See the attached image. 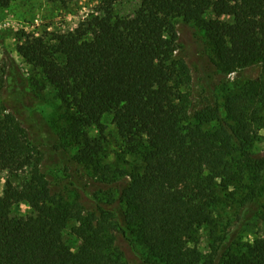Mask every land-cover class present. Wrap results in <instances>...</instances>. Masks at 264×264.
Wrapping results in <instances>:
<instances>
[{
	"label": "trees",
	"instance_id": "1",
	"mask_svg": "<svg viewBox=\"0 0 264 264\" xmlns=\"http://www.w3.org/2000/svg\"><path fill=\"white\" fill-rule=\"evenodd\" d=\"M112 6L105 0L74 30L16 48L36 76L10 71L1 85L0 172L19 182L7 179L0 195V264H125L112 252L116 231L141 250V264H264V238L232 248L214 234L220 191L246 189L249 205L264 191V159L248 152L264 83L228 90L223 115L215 103L189 108L191 75L175 30L181 20L204 32L218 76L264 65V0H139L127 17ZM28 85L50 89L66 123L53 139L59 163L52 166L20 109ZM112 142L122 166L115 169L104 163ZM61 163L65 173L75 164L113 186L119 207L87 211L70 200L63 182L46 173ZM18 205L32 213L13 222L9 212ZM72 223L76 250L64 240ZM203 227L216 245L206 263L183 246Z\"/></svg>",
	"mask_w": 264,
	"mask_h": 264
},
{
	"label": "rangeland",
	"instance_id": "2",
	"mask_svg": "<svg viewBox=\"0 0 264 264\" xmlns=\"http://www.w3.org/2000/svg\"><path fill=\"white\" fill-rule=\"evenodd\" d=\"M104 2L105 0H10L0 8V93L2 83L6 84L10 79V71L24 78L36 76L35 71L17 54L18 45L34 38L41 37L46 40L52 34L72 31L85 19L99 14ZM138 3L139 0H113V14L121 17L131 16ZM175 30L178 36V52L184 57L191 75L189 85L184 88L189 108L198 109L215 103L221 108L223 115L222 103L228 90L249 80L264 83L263 64H256L240 70L237 74L223 77L216 75L215 72L213 74V53L204 32L196 25L186 24L181 20L175 21ZM26 89L27 94L21 101L20 109L24 112L25 120H29L32 125L33 130L30 132L35 138L37 150L45 155L43 159L46 166H52L59 163L53 139L60 134L66 124L60 117L62 113L59 109L60 104L50 89L38 91L30 85ZM260 116V123L256 127L248 151L254 159H264V102ZM109 120L110 118H105L104 123L108 126V131H111ZM59 143L61 144V141H58ZM65 150L67 156H64L68 159L72 156V150L66 148ZM54 153L57 161L51 156ZM117 154L118 151L112 142L104 163L111 165L113 169L117 166L122 167L117 162ZM63 167L65 166L61 163L46 173L51 182L59 180L63 182L62 185L66 186V194L70 200L80 202L87 211L119 207L113 186L102 183L84 167L70 164L66 173ZM7 179H11L14 184L19 182L7 172H0V195ZM245 194L246 189L235 190L232 186L219 192L222 202L214 214L217 227L214 234L220 238L224 237L226 246L232 248L264 238V220L260 217L264 206V191L254 199L253 205L243 204ZM31 213L27 206L18 205L10 209L9 217L15 222ZM74 225L72 223L69 226L64 234V240L76 250L80 242L70 231ZM114 237L115 247L112 252L121 256L125 264H141V250L131 248L120 231L114 232ZM213 241L209 228L203 227L192 239L185 240L183 246L196 249L201 254L202 262L206 263L216 247ZM94 261L99 263L100 258L95 256Z\"/></svg>",
	"mask_w": 264,
	"mask_h": 264
}]
</instances>
